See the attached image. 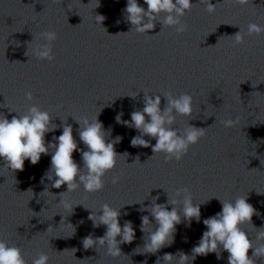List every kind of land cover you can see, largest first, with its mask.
Wrapping results in <instances>:
<instances>
[{
  "label": "water",
  "instance_id": "1",
  "mask_svg": "<svg viewBox=\"0 0 264 264\" xmlns=\"http://www.w3.org/2000/svg\"><path fill=\"white\" fill-rule=\"evenodd\" d=\"M138 2L147 8L143 0ZM192 3L181 18L185 32L156 22L153 30L141 34L125 20L126 0H0V106L5 107L0 112L11 119L14 112L23 114L35 104L49 112L53 124L72 125L80 148L85 146L76 120L83 124L98 116L110 130L108 141L122 137L114 145L116 153H127L106 173L102 190L90 193L81 186L63 194L65 203L84 205L73 211L59 202L66 185L57 189L50 181L41 183L51 154H42L36 165L26 160L24 170L14 173L0 161V239L19 247L27 264L42 252L49 256L48 264H156L158 258L163 264L165 253L190 255L206 230L203 220L221 210L214 196L226 201L247 196L259 215L252 217L254 228L242 227L255 236L264 226V32L247 34L249 24L264 25V0H211L216 4L213 13L206 11L207 0ZM96 15L105 19L99 24ZM239 28L244 40L236 44L230 36ZM45 32L57 37L51 42V61L34 55L38 45L48 43ZM27 92L32 101L26 99ZM143 92L161 95V108L166 94L192 97V114L177 115L172 127L183 131L189 123L204 128L205 135L180 161L154 155L151 145L156 140L148 136L149 147L131 146L139 132L116 122L118 113L130 121L131 112L143 108ZM137 93L135 99L128 97ZM226 120L234 124L226 127ZM61 130L46 133L45 141ZM73 158L82 166L78 152ZM115 176L120 179L113 184ZM45 185L48 191L43 192ZM182 188L196 203L211 198L201 205L200 222L193 220L186 227L182 219L171 246L146 253L140 217L149 214L134 203L144 200L147 206L157 196V203H165ZM105 203L117 209L132 204L120 209L119 220L121 226L125 220L133 223L135 239L120 245L118 257L102 246L85 250L82 244L89 234H105L106 226L93 228L88 219ZM228 255L221 251L217 259L216 253H209L192 264H228ZM256 264H264V257Z\"/></svg>",
  "mask_w": 264,
  "mask_h": 264
},
{
  "label": "clouds",
  "instance_id": "2",
  "mask_svg": "<svg viewBox=\"0 0 264 264\" xmlns=\"http://www.w3.org/2000/svg\"><path fill=\"white\" fill-rule=\"evenodd\" d=\"M238 2L243 4L246 0H238ZM143 3L147 6L146 9L138 0H126V7L122 9V13L125 20L132 25L131 30L147 34L149 30L155 28L156 22H159L162 28H174L178 34L187 30L181 18L193 7L192 0H143ZM199 3H205V0H199ZM215 7L216 4L213 5L211 0H207V12L213 13ZM96 17L99 24L105 19L102 15H96ZM261 32H264V25L251 23L247 27L248 35ZM42 36L48 43L38 45L34 49V55L39 59L51 61L53 59L51 42L57 38L56 33L45 32ZM230 37L234 38L236 44L243 43L244 34L241 29ZM143 93V108L132 111L130 121L122 120L123 113H118L115 117L116 122L139 132V135L131 139V146L149 147L150 141L144 138L148 136L156 140V143L151 145L154 155L163 153L165 161L173 159L180 161L187 154L190 146L197 144L205 135L204 128H198L189 123L183 131L172 127L177 115L190 116L192 114V97L189 94L179 96L166 94L163 96L166 104L161 108V95L153 96ZM25 95L28 101L33 100L31 92ZM137 95L138 93L128 95V97L135 99ZM0 108L5 107L0 106ZM8 110L10 113L13 112L9 108ZM14 113L16 115L9 119L7 115L0 112V161L3 162V167L11 173L17 170L23 171L26 160L36 165L42 154H51L50 167L41 177V183L43 184L45 180L50 181L51 187L57 189L62 185L67 186L65 192L59 193L60 203H65L62 200L64 193L74 191L81 186L90 193L102 190L103 178L106 173L116 167L117 157L127 154L116 153L114 145L119 143L122 137L116 136L115 139L108 141L110 130L104 129L98 116L92 121L85 119L83 124L76 120L80 125L79 141L85 146V148H80L73 137L72 125L53 124L49 112L41 110L37 105L33 104L23 114ZM223 123L229 127L234 124V121L226 120ZM58 127L62 129L61 134L54 135L51 141L46 142V133H54ZM74 152L80 154L82 166L74 160ZM119 179V176L113 177L112 183H118ZM45 191H48L47 185L43 192ZM175 196L176 198L172 199L168 195L165 203H157L158 196L153 197L151 204L147 206L143 204L144 200L134 203L142 205L139 211L149 214L140 217L141 231L146 234L143 247L146 253H157L160 249L171 246L174 242L176 226L182 223V219L187 221L186 227H191L193 220L200 222L201 205L211 199L196 203L187 188L177 189ZM214 198L220 201L221 210L203 220L206 230L191 249V254L183 251H178L176 254L165 253L162 257L163 264H172L174 258L176 264H188L189 260L192 264L196 257L207 256L209 253H216L217 259H220L221 251L229 254L228 264H256L258 258L264 257V243L258 246H254L253 243V240L264 241V226L259 229L255 228L258 230L255 236L250 235L242 227L246 224L253 227L252 217L259 215L257 210L247 202V196H240L230 201L215 196ZM77 205L83 204L65 203V207H71L72 211ZM124 206L117 209L105 203L98 211L91 209L88 219L92 221L93 228L104 225L106 232L102 237L94 238L92 234L84 237L82 244L85 250L102 246L106 248L108 255L120 256L122 253L120 245L131 243L135 239L133 223L125 220L121 226L119 220L120 209ZM97 213L102 214L97 215ZM127 214L124 213V215ZM149 225L152 227L146 231V226ZM117 237L120 239L118 240ZM250 249L252 250L251 256L248 254ZM48 262L49 256L43 252L32 260V264H48ZM0 264H27V262L19 247L10 246L0 239ZM156 264H161V258L157 259Z\"/></svg>",
  "mask_w": 264,
  "mask_h": 264
}]
</instances>
